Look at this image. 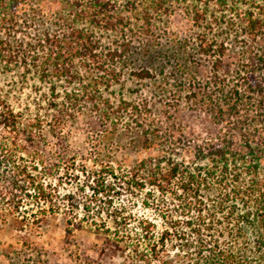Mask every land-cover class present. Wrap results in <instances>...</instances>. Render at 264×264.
<instances>
[{"label":"trees","instance_id":"1","mask_svg":"<svg viewBox=\"0 0 264 264\" xmlns=\"http://www.w3.org/2000/svg\"><path fill=\"white\" fill-rule=\"evenodd\" d=\"M43 1L0 0V229L24 236L64 214L66 236L86 227L103 236L110 249L143 264H264V48L258 58L263 71L258 74L259 68L250 64L243 72L236 69L232 83L218 84L211 102L216 113L223 106L233 112L236 120L229 123L236 125V132L187 143L157 127L142 134V149L154 154L121 169L119 179L126 193L140 199V206L155 218H135L119 204L113 211L117 214L108 218L111 229L96 223L91 200L82 202L84 216L77 218L81 202L58 187L60 174L76 177L82 170L63 136L78 100L66 92L59 99L56 91L63 83L80 80L75 61L100 85L112 86L118 75L115 66L129 52L126 34L133 29V16L128 15L139 17L135 29L149 32L152 16L160 10L166 14L169 2L176 0H139L142 8L134 2L126 12L108 0H52L58 6L52 19L43 15ZM194 2L206 9L192 4L194 23L200 25L206 11L215 23L221 21L225 12L217 16L210 9L217 7L239 17V34L264 38V0ZM198 40L199 52L215 56V65L221 66L225 42L215 36ZM131 75L153 78L146 69ZM36 83L49 96L44 91L31 97L39 92ZM85 91V99L98 105ZM98 193L93 189L92 196ZM22 247L25 255L36 257L27 259L30 264L47 263L41 261L42 250L27 242ZM4 255L10 264L25 257L12 246Z\"/></svg>","mask_w":264,"mask_h":264},{"label":"rangeland","instance_id":"2","mask_svg":"<svg viewBox=\"0 0 264 264\" xmlns=\"http://www.w3.org/2000/svg\"><path fill=\"white\" fill-rule=\"evenodd\" d=\"M108 1L118 5L124 12L130 10L134 2L138 9L142 8L138 4L139 0ZM194 1L169 2L166 14L160 10L152 16L149 32L135 29L133 24L138 22L139 17L126 13L128 17L133 16L130 20L133 29L126 34V40L130 42L129 52L124 62L115 66L118 74L116 82L108 87L100 85L94 80L96 77L87 73V68L75 61L77 78L85 83L76 79L70 84L63 83L64 86L56 91L55 96H59V99L68 93L78 100L75 111L71 112L72 115L64 124L63 136L82 171H78L76 177L62 173L57 181L59 188L71 192L81 202L75 211L77 218H83L81 204L88 200L92 201L89 207L96 223H107L111 229L113 224L108 218L117 214L113 211L119 208V204H123L125 214L130 213L135 218H155L150 210L140 206V199L126 193L119 179L121 169H127L136 160L154 154L152 150L142 149L144 132L156 127L166 132L173 131L185 138V143L216 139L226 133L236 132V125L229 123L236 120L232 118L233 112L223 106L220 109L222 113H216L211 107H217L211 102L218 84L232 83V73L238 69L243 72L250 64L251 67L259 68L256 70L258 74L263 71L258 58L262 56L264 38L253 39L239 34L235 27L239 17L231 11H220L221 8L217 7L210 9L217 12V16L225 12L221 21L215 23L209 17L210 11H206L207 17L200 25L194 23L192 4L200 10H206L202 3ZM57 8L52 0L41 3L42 13L49 19L54 17ZM204 36H215L218 41L225 42L227 47L221 66L215 65V56H205L199 52L198 39ZM101 42L105 43L103 38ZM140 69L153 73V78L140 80L131 75ZM28 78L30 75L26 76ZM35 88L39 92L32 93L31 97H38L44 91L49 96L39 83L35 84ZM85 90L91 92L98 105L93 104L90 97L85 99ZM205 93L206 96L211 94V98L208 99ZM100 105L105 106L106 110H102ZM108 167L114 169V175H110ZM107 171L109 173H105ZM93 189L99 192L96 197L92 196ZM129 226L134 228L135 223L131 222ZM23 242L31 244L38 251L42 250L45 255L41 261L46 260L45 264H143L128 253L122 255L110 249L103 236H96L86 227L75 229L66 236L64 214L50 217L47 225L29 229L24 236L7 227L1 228L0 264H10L4 255L10 246L22 250L25 256L17 264H30L29 261L36 257L30 252L25 255Z\"/></svg>","mask_w":264,"mask_h":264}]
</instances>
